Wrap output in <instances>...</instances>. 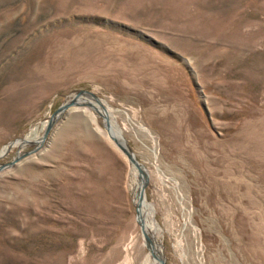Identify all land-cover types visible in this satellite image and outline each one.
Listing matches in <instances>:
<instances>
[{
	"label": "rangeland",
	"instance_id": "rangeland-1",
	"mask_svg": "<svg viewBox=\"0 0 264 264\" xmlns=\"http://www.w3.org/2000/svg\"><path fill=\"white\" fill-rule=\"evenodd\" d=\"M80 90L148 172L165 264H264V0H0V152ZM81 104L0 170V264H140L132 165Z\"/></svg>",
	"mask_w": 264,
	"mask_h": 264
},
{
	"label": "bare ground",
	"instance_id": "bare-ground-1",
	"mask_svg": "<svg viewBox=\"0 0 264 264\" xmlns=\"http://www.w3.org/2000/svg\"><path fill=\"white\" fill-rule=\"evenodd\" d=\"M77 95H78V93L76 94V96L73 95L74 96L73 98L71 95L68 98L67 102H70L71 100L75 99V102H74L75 106H77V107L80 106V108H82L81 103H83L86 106V110L87 109L89 110L90 116L92 117L93 122H96L97 117H99V116L102 117L105 130L107 132L109 139L112 141V143L116 146L115 141L113 139V138H115L118 141H120L121 145L130 149V147L124 143V139L122 138V135L120 134V132H118L119 130L117 131L116 128L113 127V124H115V122L110 119V114H109L110 111L108 112V109L110 107L108 108V105L105 104L106 102L99 99V98L93 99L90 96L88 97V95H79V96H77ZM76 100H78V101H76ZM105 116H107L108 119H110L112 121L111 122L112 129H110V131L107 130L108 128H107L106 122L104 120ZM60 117H61V115L57 116V119H59ZM25 139L26 140H23V141H22V139H21V141H15L13 143H10V145H7L6 147H4V149L1 150V152H0V157H2L5 153H7L8 150H10L11 148H17L18 151H16V157H21L24 154V153H22V151L24 149H26L27 147H29L30 145H33V144L42 145L43 144L42 140H44V136H42V140H41V138H38L36 140L32 135H27ZM117 148H119V147L117 146ZM132 153H133V151H132ZM9 167H12V166H9ZM9 167H7V168H9ZM131 170L133 172L134 180H135L134 181L135 185L133 187L132 197H133V202L136 206L135 208L138 210V217H139L138 221L140 222V225H141L142 230H143L144 247H146V249L144 251L143 258H140V260H141L140 264H163L162 261L165 258V256L163 254V249L161 248V242L157 238V235L155 234L158 231H160V226L156 222H154V218L152 216V213L154 211L152 209L153 205L150 203V201H148L146 194L143 195V198H140L139 194L141 191V186H142L141 183L143 182V180L140 178V173L136 170V168L134 166H131ZM145 171L147 172L146 169H145ZM148 238L150 240H152L153 243H150Z\"/></svg>",
	"mask_w": 264,
	"mask_h": 264
},
{
	"label": "water",
	"instance_id": "water-1",
	"mask_svg": "<svg viewBox=\"0 0 264 264\" xmlns=\"http://www.w3.org/2000/svg\"><path fill=\"white\" fill-rule=\"evenodd\" d=\"M78 95H88V97H92L93 99H97V96L94 95L93 93H88L87 91H77ZM74 102H75V99L74 100H71L70 102H65L63 103L59 109L56 111L55 114L52 115L51 119H50V122H49V125L46 127V132L44 134V139H46L49 134H50V130H51V127H53L54 125V122L57 120V116L59 115H62L66 110H68L69 108H71L72 106H74ZM104 120L106 122V126H107V130L110 131V129H112V125H111V121L110 119H108L107 116L104 117ZM114 141H115V144L116 146H118L120 148V150L124 153V156L129 159L130 163L132 166H134L136 168V170L140 173V178L143 180V182L141 183V191H140V198H143V195H145V191H146V183L148 182V172L145 171V167L142 163H140L139 160H136V157H135V154L132 153V151L126 147H124L123 145H121L120 141H118L117 139L113 138ZM26 156V155H25ZM24 156V157H25ZM21 159V157H16L14 158L13 162L9 163L8 164H3V165H0V170H3L9 166H13L14 164H16L19 160ZM148 240L150 241V243H153L152 240H150L148 238ZM162 263H164V260L162 261ZM165 264V263H164Z\"/></svg>",
	"mask_w": 264,
	"mask_h": 264
}]
</instances>
